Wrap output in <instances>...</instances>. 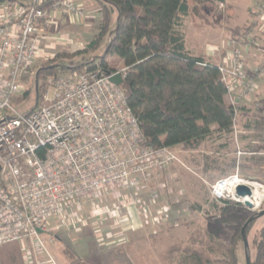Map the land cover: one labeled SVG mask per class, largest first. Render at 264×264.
I'll use <instances>...</instances> for the list:
<instances>
[{
	"label": "built area",
	"instance_id": "2783aa9c",
	"mask_svg": "<svg viewBox=\"0 0 264 264\" xmlns=\"http://www.w3.org/2000/svg\"><path fill=\"white\" fill-rule=\"evenodd\" d=\"M47 2L0 1V248L19 242L27 264H42L40 252L48 264H60L43 234L57 230L53 220L82 224L83 210L95 197L116 195L147 213L157 191L147 200L137 194L158 183L160 172L174 159L168 147L148 143L122 85L110 80L116 73L124 78L125 68L111 75L101 68L60 74L49 79L51 92L41 102L37 96L34 108H17L16 100L26 92L25 77L36 75L43 44H74L67 35L47 30L57 18L81 22L89 16L77 0H54L50 7ZM259 13L264 21V4ZM261 37L232 35L226 60L217 63L236 113L253 102L264 77ZM244 48L258 49L263 60L249 68ZM238 178L235 174L218 180L213 194L224 198L226 182Z\"/></svg>",
	"mask_w": 264,
	"mask_h": 264
},
{
	"label": "rangeland",
	"instance_id": "374dc122",
	"mask_svg": "<svg viewBox=\"0 0 264 264\" xmlns=\"http://www.w3.org/2000/svg\"><path fill=\"white\" fill-rule=\"evenodd\" d=\"M77 2L89 16L81 22L72 21L71 17L57 18L58 25L47 30L49 34L67 35L74 44L55 48H50L49 42L43 44V56L34 68L36 75L24 86L28 93L16 100L20 111H29L36 106L37 96L41 102L43 95L51 92L49 79L73 72L71 67L89 57L100 59L105 54L106 38L97 49L79 52L98 34L102 17L97 4L92 5L87 0ZM187 2L190 10L184 20L183 32L189 46L192 49L198 47L199 51L209 46L223 52L232 35L250 30L254 21L263 22L259 10L264 3H253L252 0ZM116 20L117 12L112 16L111 29ZM234 24H238L239 34L232 33ZM106 59L116 69L122 68V61L117 56L107 54ZM53 64H63L60 68L63 72L49 67ZM38 73L41 84L37 90ZM253 98V102L246 105L248 111L237 118L229 134L216 132L196 149L168 147L174 155L173 161L160 172L158 183L154 182L137 194L147 200L152 190L157 191L158 197L147 206V213L121 197L110 195L95 197L93 202L86 204L81 215L82 224L63 225L53 220L57 229L51 233L53 242H50L51 234L45 233L43 238L57 261L71 263L64 251L67 247L86 264H191L190 251L207 249L206 242L211 236L229 242L234 233L231 226L237 220L242 221L264 210V196L259 200L254 193V198H249L254 207L250 208L236 192L225 193L221 199L237 202L240 206L230 218L222 216L219 208L224 204L212 191L218 180L235 174L239 175L240 181L248 185L250 182L259 184L264 191V80ZM215 203L218 209L214 207ZM91 207L99 209L101 214H94ZM263 226L264 215L252 224L249 243ZM250 253L255 254L253 248ZM61 255L65 260L59 258ZM239 258L240 264H246L244 242L239 245ZM39 261L48 264L43 252L39 253Z\"/></svg>",
	"mask_w": 264,
	"mask_h": 264
},
{
	"label": "trees",
	"instance_id": "16d2710c",
	"mask_svg": "<svg viewBox=\"0 0 264 264\" xmlns=\"http://www.w3.org/2000/svg\"><path fill=\"white\" fill-rule=\"evenodd\" d=\"M53 1L48 0L46 6L50 7ZM96 1L102 17L99 32L79 52L97 49L106 38L105 54L100 59L89 57L79 62L71 67L72 71L101 68L113 72L118 69L106 55L117 56L122 61V68L126 69L122 88L128 103L148 143L154 147L196 149L214 133L229 134L232 131L237 118L248 111L247 107H241L236 113L218 64L203 55H193L187 48L183 32L184 20L190 10L187 0ZM115 12L117 20L111 29ZM234 28L232 33L239 34L241 30ZM63 66L49 65L58 72H63L60 69ZM28 78L26 76L25 81ZM39 79L38 73L37 90L41 84ZM220 201L224 205L219 210L228 218L240 206L228 199ZM217 206L215 203L216 209ZM251 217H254L253 221L245 228L248 238L252 224L261 217L258 212L231 226L234 233L229 242L211 236L206 242L207 249L191 250V264H240L239 245L244 242L242 229ZM249 248L255 251L253 256L250 253L251 264H264V226L249 243ZM64 251L69 264H86L67 247ZM0 264H27L19 242L0 248Z\"/></svg>",
	"mask_w": 264,
	"mask_h": 264
},
{
	"label": "crops",
	"instance_id": "0c3cea01",
	"mask_svg": "<svg viewBox=\"0 0 264 264\" xmlns=\"http://www.w3.org/2000/svg\"><path fill=\"white\" fill-rule=\"evenodd\" d=\"M92 5L93 4H97V1L96 0H89ZM87 0V2H89ZM85 2V1H84ZM253 3H258V4H263V2L261 0H252ZM255 23L252 24V27L250 30H247V34L255 39H259V37L263 36L264 35V21L263 22H257V21H254ZM78 24V23H77ZM58 25V24H57ZM56 25V26H57ZM233 26H238V24H234ZM229 31V30H228ZM186 46L187 48L192 52L193 55H203L206 59H209L215 63H219L221 61H225L226 58H227V50L229 49L230 47V44L226 43L224 45V51L223 52H220V51H214V49L212 50L211 47H207V46H204L202 49H200V51L197 49L198 47H195L194 49H192L193 47H190L189 46V42H188V39L186 37ZM244 55H245V58H246V63H247V66L249 68H253L254 65H256L257 63L261 62L263 60V55L261 54V51H259L258 49H249V48H244ZM263 80H264V77H263ZM262 80V81H263ZM262 81L258 83V87H257V90L256 92L254 93V95H256L259 91H260V88H262ZM77 255V253H76ZM78 256V255H77ZM79 257V256H78ZM62 261L65 260L62 255L61 257H59ZM68 259V258H67ZM69 262H65V264H68Z\"/></svg>",
	"mask_w": 264,
	"mask_h": 264
},
{
	"label": "water",
	"instance_id": "95a60500",
	"mask_svg": "<svg viewBox=\"0 0 264 264\" xmlns=\"http://www.w3.org/2000/svg\"><path fill=\"white\" fill-rule=\"evenodd\" d=\"M109 75H111V71H107ZM110 80L116 84V85H123L124 79L120 73H116L110 77ZM236 195L239 198H242L244 200V204L250 208L254 207V203L249 199L253 197V189L247 184H239L236 187ZM264 215V210H261L258 212V216H263ZM254 217H251L248 222L245 224V226L242 229V234H243V241H244V246H245V252H246V264H251V255H250V248H249V242L248 238L245 235V228L246 226L253 221ZM39 233H43L41 229H38Z\"/></svg>",
	"mask_w": 264,
	"mask_h": 264
},
{
	"label": "bare ground",
	"instance_id": "6f19581e",
	"mask_svg": "<svg viewBox=\"0 0 264 264\" xmlns=\"http://www.w3.org/2000/svg\"><path fill=\"white\" fill-rule=\"evenodd\" d=\"M238 184H247L248 185V183L243 182V181H240L239 178L236 179V180L231 179L230 182H226V188L225 189H226V191L228 193L234 194V192H235V186L238 185ZM249 184H251L249 186H251L252 188L255 189V191L253 192V197H254V193H255V197H257L259 200H262L263 199V196H264V191L259 188L260 185L259 184L255 185V184H253L251 182ZM222 185L224 186V184H222Z\"/></svg>",
	"mask_w": 264,
	"mask_h": 264
}]
</instances>
